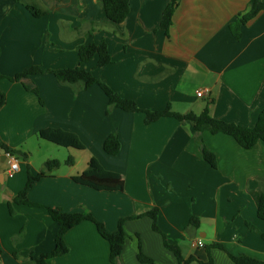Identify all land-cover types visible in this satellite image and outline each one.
I'll return each mask as SVG.
<instances>
[{"label":"crops","instance_id":"obj_1","mask_svg":"<svg viewBox=\"0 0 264 264\" xmlns=\"http://www.w3.org/2000/svg\"><path fill=\"white\" fill-rule=\"evenodd\" d=\"M101 1L0 0V74L10 77L33 66L44 71L52 70L50 65L75 68L78 46L104 41L112 63L97 68L95 58L80 68L141 109L170 105L175 113L199 115L210 103L216 120L255 125L264 110V11L241 26L235 39L228 25L249 11V0H180L166 35L160 21L171 0H129V14L119 25L106 20ZM26 6L46 14L35 18ZM53 78L0 80L5 96L0 144L29 154L26 161L18 158L19 171L8 177L0 150V264H29L32 255L54 248L57 226L48 213L14 203L26 184L27 168L36 175L50 159L43 157L49 143L37 138L48 128L75 134L90 154L85 166L96 158L106 171L122 176L124 190L97 192L75 184L71 178L84 168L78 172L74 161L40 179L28 194L32 203L65 213L86 211L109 233L116 231L119 219L156 208L159 231L184 259L207 261L198 241L204 248L218 243L233 255L264 259V222L249 194L264 192L262 142L243 150L229 136L196 133L190 123L172 118L145 125L142 113L109 106L98 86L82 90L75 85L72 92ZM198 91H203L201 97ZM77 116L87 124L77 125ZM111 134L120 143L115 156L102 148ZM203 146L215 156L216 169L203 160ZM42 150L40 160L35 154ZM192 217L199 220L196 228L189 225ZM123 227L129 238L114 264H140L138 243L153 264H178L162 236L152 231L149 218ZM64 240L69 251L48 264H112L108 244L93 223L79 224ZM210 256L212 264H233L223 251L213 249Z\"/></svg>","mask_w":264,"mask_h":264},{"label":"trees","instance_id":"obj_2","mask_svg":"<svg viewBox=\"0 0 264 264\" xmlns=\"http://www.w3.org/2000/svg\"><path fill=\"white\" fill-rule=\"evenodd\" d=\"M179 2L180 0H171L162 13L160 28L165 31L166 35H168V30L172 25L173 14ZM101 8L104 12L106 20L109 23L113 25H119L125 21L129 14V0H102ZM26 9L35 18H40L46 14L45 11L39 9L36 6H26ZM263 11L264 2L261 0H249V11L246 14L241 15L238 20L228 25L233 37L235 39H239L240 27L244 26L247 22L255 18L260 12ZM76 53L79 62L78 67L44 71L40 67L33 66L17 73L11 80L14 82H21L32 76L50 74L58 81V83L71 86L81 85L82 90H87L92 86H98L107 98V103L109 106L115 107L126 113H142L144 115L145 125L152 124L162 118H172L179 122L190 123L196 133L207 132L211 135L223 134L229 136L233 138L243 150H251L259 142L264 144V110L259 113L255 125L250 128L214 119L209 113L208 106L210 103L199 115H195L193 113H175L171 110L170 105H167L163 110H143L133 100L125 99L115 93L105 83L95 78L90 71L80 68L81 65L89 63L95 58L97 59V68H104L112 63L111 56L104 41L80 45L76 48ZM3 78L4 76L0 74V80ZM25 89L37 95L36 90H29L26 87ZM4 104L5 96L4 94H0V108ZM38 136L40 139L50 142L51 144H54L58 147L84 150L83 144L75 134L63 131L61 129H44L39 131ZM102 148L104 153L108 156L117 155L120 150V143L117 136L114 134L109 135L104 140ZM0 150L10 152L17 158H22L25 161L29 158V154L12 150L2 144H0ZM201 153L205 163H207L209 167L216 169L217 162L215 156L204 146L202 147ZM65 164L67 166H73V158L69 156L65 161ZM59 167V161L47 160L44 163L42 169L36 175H33L27 168L26 184L14 199V203L17 205L44 209L57 226L53 250L50 253L42 254L40 256L32 255L29 259V264H48L51 259L67 254L69 250L65 244L64 237L67 232L83 222H91L94 224L100 237L107 242L109 247V261L114 264L121 255L125 241L129 238V235L125 232L123 227L125 222L142 219L144 217H147L151 220L152 231L162 236L164 248L174 255L178 264H191L193 262L196 264H212L213 261L210 256V251L213 249L225 252L233 264H264V259L259 260L245 254L233 255L229 253L222 244L218 243H211L204 248L207 254V261L205 262L199 261L194 257L184 259L182 257L180 248L170 245L167 242L165 236L159 231L157 226L158 210L156 208L139 215H132L119 219L116 231L109 233L106 231L103 224L96 221L91 216V214L86 211L65 213L59 208H52L32 203L28 199V194L31 189L40 179L49 176L52 171L58 169ZM71 180L77 185L97 192L119 193L123 192L124 190V181L122 176L115 172L106 171L96 158H91L87 163V168L80 175L72 177ZM249 194L255 202L257 218L264 222V192L250 191ZM198 224L199 220L196 217H192L189 221V225L193 226L194 228H196ZM248 227L253 231L256 230L251 225H248ZM135 237L138 238V235H135ZM136 259L140 264L154 263L151 258L145 256L142 253L139 243L137 245Z\"/></svg>","mask_w":264,"mask_h":264},{"label":"rangeland","instance_id":"obj_3","mask_svg":"<svg viewBox=\"0 0 264 264\" xmlns=\"http://www.w3.org/2000/svg\"><path fill=\"white\" fill-rule=\"evenodd\" d=\"M67 54L69 55V53H67ZM50 66L51 67H49V68H51L52 70H57L55 68H58V67H52V65H50ZM48 75L49 74H44V77H48ZM12 78H13V76H10V77L9 76H4V78L2 80H6L8 82L14 83V81L11 80ZM54 81H56V80H54ZM18 83H21V82H18ZM67 87H69L72 92L75 91V89H72L71 88L72 87L71 85H67ZM77 122H78L77 125L80 124V126L81 125L82 126H85L87 124V121H86V119L84 117H78L77 116ZM37 138L39 139V141L42 140V139L39 138L38 135H37ZM33 139H34V141H36V138H33ZM31 141H32L31 143H33V140L32 139H31ZM43 141H45V140H43ZM45 142L46 143H49L48 146H47V148H45V151L43 153V157L50 158V159H47V160H57V161H59L60 166L62 168V167H64V165H66L65 164V161L70 156L76 162V164H77L76 168H77V171L78 172H80V170L82 168H84L83 170H85L87 168V166H85V162L87 161V158L90 155L87 150H85V149L84 150H75V149H71V148H62V147H58V146H52V144L50 142H47V141H45ZM91 148H93V150H94V147H91ZM42 152H43V150L41 152H39V153H36L35 154V157L38 158V159L40 158V160H41V158H43L42 157ZM44 163L42 164V167H43ZM42 167H41V169H42ZM205 229H207V227L203 225L202 230H205ZM206 244L207 245H210L211 243L210 244L206 243Z\"/></svg>","mask_w":264,"mask_h":264},{"label":"built area","instance_id":"obj_4","mask_svg":"<svg viewBox=\"0 0 264 264\" xmlns=\"http://www.w3.org/2000/svg\"><path fill=\"white\" fill-rule=\"evenodd\" d=\"M203 95V91H198L196 93V96L197 97H201ZM4 153V157H5V161L8 165V170H7V175L8 177H12L14 174H16L18 171H19V159L14 156L13 154H11L10 152H5L3 151ZM196 246L200 249H204V245L198 241L196 243Z\"/></svg>","mask_w":264,"mask_h":264}]
</instances>
